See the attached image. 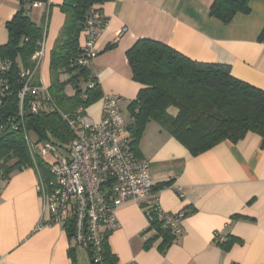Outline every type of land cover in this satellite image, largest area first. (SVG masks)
<instances>
[{"label":"crops","instance_id":"obj_1","mask_svg":"<svg viewBox=\"0 0 264 264\" xmlns=\"http://www.w3.org/2000/svg\"><path fill=\"white\" fill-rule=\"evenodd\" d=\"M62 1L46 0L27 13L36 25L46 28L44 57L33 80L47 87L50 52L65 21ZM212 1L110 0L97 5L107 24L95 43L97 54L89 69L102 93L119 97L128 125L132 122L129 104L142 85L132 79L125 51L138 38L159 40L198 62L227 64L234 77L264 90V40H258L264 27V0H249V12L236 14L228 23L209 15ZM19 8L18 0H0V47L8 40L6 22ZM84 43L82 32L79 46ZM167 111L175 115L177 109L171 106ZM85 112L98 121L99 100ZM137 149V155L149 162L160 207L173 213L185 210L186 216L182 232L173 235L161 251L160 238L146 244L154 232L147 230L141 205L120 206V227L104 237L117 264H264V145L258 134L248 132L236 142L224 140L192 155L151 120ZM37 180L33 167L0 179V264H81L80 246L67 228L48 224L42 215ZM165 182L170 186H159ZM174 187L182 189L183 198ZM225 236L234 239L226 250L216 243L217 237Z\"/></svg>","mask_w":264,"mask_h":264},{"label":"trees","instance_id":"obj_2","mask_svg":"<svg viewBox=\"0 0 264 264\" xmlns=\"http://www.w3.org/2000/svg\"><path fill=\"white\" fill-rule=\"evenodd\" d=\"M18 1L19 10L6 22L8 40L0 47L1 55L13 62L8 72L11 95L0 110V118L12 116L13 121L23 127L0 133L1 180H6L15 170L35 168V164L39 173L47 176V164L37 156H31L27 139L35 143L49 141L60 148L68 145L72 131L62 114L72 115L78 107L86 111L103 94L97 79L90 78L89 66L78 62L84 47L79 46V35L82 32L85 35L83 27L90 7L97 8L110 0H63L60 9L65 14V21L50 52V84L47 87L55 108L31 113L27 97L22 116H18L17 64L32 66L30 57L44 38L46 29L36 25L27 15L32 8L27 4L34 0ZM249 10V0H213L209 15L228 23L236 14ZM258 40H264V27ZM112 46L114 44L108 48ZM125 56L132 79L142 85L129 104L133 120L127 126L136 155L140 137L151 120L192 155L205 152L224 140L236 142L248 132L258 134L264 145V90L234 77L227 64L192 60L152 38H138L125 51ZM91 80L93 88L87 85ZM33 84L38 85V80L34 79ZM67 85L73 87L72 95L65 93ZM171 106L177 109L175 115L167 111ZM170 184L165 182L159 186L163 188ZM154 189L152 186V192ZM147 205L142 203L141 207ZM151 215L153 218L147 230H153L154 235L146 244L160 238L158 247L162 251L175 234L164 226V221L159 220L155 212ZM233 241L231 236H225L222 241L216 239L217 245L225 250ZM103 249L104 264H117V258L105 240ZM69 253L74 262V250L70 249Z\"/></svg>","mask_w":264,"mask_h":264},{"label":"built area","instance_id":"obj_3","mask_svg":"<svg viewBox=\"0 0 264 264\" xmlns=\"http://www.w3.org/2000/svg\"><path fill=\"white\" fill-rule=\"evenodd\" d=\"M43 3L42 0H34L27 7H39ZM106 24L101 11L90 7L83 27L85 43L78 59L81 65L89 66L96 56L95 43ZM125 30L122 28L119 34ZM44 51L42 39L30 57L32 66L17 64L19 117L27 97L31 113L55 108L47 86L33 84ZM12 64L11 59L0 53V110L11 95L8 72ZM92 77L95 78L93 74ZM87 85L93 88L94 82L91 80ZM99 102L98 121L88 116L83 107L76 108L72 115L62 114L72 131L68 145L60 148L49 141L35 143L27 139L31 156H37L48 166V175L43 176L35 164L38 173L36 191L42 200V215L46 216L48 224L64 225L75 243L89 252L92 264H104V237L120 227L117 215L120 206L147 203L143 209L148 224L153 218L151 213L155 212L175 235L182 232L181 224L186 216L184 210L173 213L160 207L156 194L152 192L149 162L134 151L127 131L128 123L118 104L119 97L103 93ZM20 127L23 126L13 121L12 116L0 118V133ZM174 191L179 198L184 197L180 187H174Z\"/></svg>","mask_w":264,"mask_h":264},{"label":"rangeland","instance_id":"obj_4","mask_svg":"<svg viewBox=\"0 0 264 264\" xmlns=\"http://www.w3.org/2000/svg\"><path fill=\"white\" fill-rule=\"evenodd\" d=\"M81 84H84L83 82L81 83ZM84 85H82V87H83ZM65 93L67 94V95H69V94H71V93H74V89H73V87L72 86H70V85H67L66 87H65ZM123 112V116L125 117L126 115H125V111H122ZM77 258H78V260H79V262L81 263V264H91L90 263V260H89V258H88V254H87V252H86V250H84L83 248H81V247H78L77 248Z\"/></svg>","mask_w":264,"mask_h":264}]
</instances>
